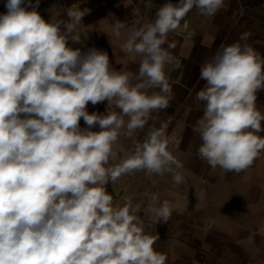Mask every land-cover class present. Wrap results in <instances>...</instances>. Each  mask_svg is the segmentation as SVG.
Returning <instances> with one entry per match:
<instances>
[{
    "label": "clouds",
    "instance_id": "1",
    "mask_svg": "<svg viewBox=\"0 0 264 264\" xmlns=\"http://www.w3.org/2000/svg\"><path fill=\"white\" fill-rule=\"evenodd\" d=\"M39 3L7 0L0 14V264H167L154 248L159 236L145 231L141 204L130 197L117 204L106 186L140 171L184 182L167 125L149 124L173 99L167 71L180 62L168 36L187 27L193 8L211 17L225 0H168L152 22L137 19L130 28L114 19L117 38L128 28L120 51L142 57L135 74L117 71L106 51L69 46L83 43L77 28L89 9L69 7L67 19L51 9L45 20ZM145 6L155 7L153 0ZM250 36L243 32L200 66L198 155L223 173L247 171L264 153L257 108L264 56ZM105 101L104 114L88 112L89 103ZM121 137L131 142L123 153ZM172 210L153 194L144 213L158 224Z\"/></svg>",
    "mask_w": 264,
    "mask_h": 264
},
{
    "label": "crops",
    "instance_id": "2",
    "mask_svg": "<svg viewBox=\"0 0 264 264\" xmlns=\"http://www.w3.org/2000/svg\"><path fill=\"white\" fill-rule=\"evenodd\" d=\"M146 2L107 0L102 6L97 0H40L37 11L48 20L51 9L58 18L67 19L63 4L89 9L77 28L83 43L70 42L69 46L85 52L93 47L106 51L117 71L135 74L142 57L122 53L120 44L135 20L141 24L152 22L156 8L168 0H153L152 8L146 7ZM225 3L226 7L211 17L193 8L185 18L187 27L168 36L169 42L176 45L172 54L180 62L179 67L167 71L173 99L167 109L152 114L149 124L167 125L168 150L182 165L178 171L184 182L174 183L171 174L158 176L140 171L106 186L117 204L129 197L134 204H141L139 216L145 231L159 236L154 248L166 255L167 264H264V153L247 171L223 173L199 157L202 141L193 131L203 112V104L195 99L204 85L199 80L200 66L222 45L236 42L243 32L251 33L249 43L264 56V0ZM137 7L141 15L133 17L132 9ZM6 11L0 4V14ZM114 19L128 25L119 38L113 33ZM107 108L105 101L95 106L89 103L87 110L104 114ZM257 108L264 113V91L257 94ZM80 126L87 127L82 118ZM92 130L99 131V125ZM118 148L123 153L131 148V142L121 137ZM153 194L172 206L167 223H154L144 213Z\"/></svg>",
    "mask_w": 264,
    "mask_h": 264
},
{
    "label": "built area",
    "instance_id": "3",
    "mask_svg": "<svg viewBox=\"0 0 264 264\" xmlns=\"http://www.w3.org/2000/svg\"><path fill=\"white\" fill-rule=\"evenodd\" d=\"M97 1H99L102 6H105L107 0H97ZM65 9H67V6L63 4L62 10L64 11Z\"/></svg>",
    "mask_w": 264,
    "mask_h": 264
},
{
    "label": "water",
    "instance_id": "4",
    "mask_svg": "<svg viewBox=\"0 0 264 264\" xmlns=\"http://www.w3.org/2000/svg\"><path fill=\"white\" fill-rule=\"evenodd\" d=\"M0 4H4V5H5L6 2H5L4 0H1V1H0Z\"/></svg>",
    "mask_w": 264,
    "mask_h": 264
}]
</instances>
